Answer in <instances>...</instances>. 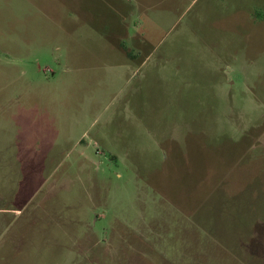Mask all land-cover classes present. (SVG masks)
Returning a JSON list of instances; mask_svg holds the SVG:
<instances>
[{"label": "rangeland", "instance_id": "rangeland-1", "mask_svg": "<svg viewBox=\"0 0 264 264\" xmlns=\"http://www.w3.org/2000/svg\"><path fill=\"white\" fill-rule=\"evenodd\" d=\"M0 264H264V0H0Z\"/></svg>", "mask_w": 264, "mask_h": 264}]
</instances>
